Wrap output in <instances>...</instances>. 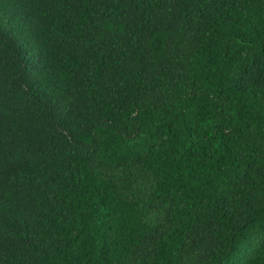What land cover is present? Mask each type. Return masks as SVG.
I'll return each instance as SVG.
<instances>
[{"label":"trees","instance_id":"obj_1","mask_svg":"<svg viewBox=\"0 0 264 264\" xmlns=\"http://www.w3.org/2000/svg\"><path fill=\"white\" fill-rule=\"evenodd\" d=\"M0 264H264V0H0Z\"/></svg>","mask_w":264,"mask_h":264}]
</instances>
